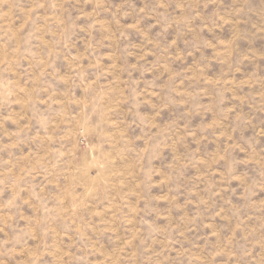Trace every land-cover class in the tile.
Here are the masks:
<instances>
[{"label":"rangeland","instance_id":"374dc122","mask_svg":"<svg viewBox=\"0 0 264 264\" xmlns=\"http://www.w3.org/2000/svg\"><path fill=\"white\" fill-rule=\"evenodd\" d=\"M0 264H264V0H0Z\"/></svg>","mask_w":264,"mask_h":264}]
</instances>
